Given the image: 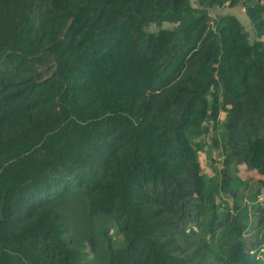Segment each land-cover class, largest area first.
Instances as JSON below:
<instances>
[{
    "label": "trees",
    "instance_id": "16d2710c",
    "mask_svg": "<svg viewBox=\"0 0 264 264\" xmlns=\"http://www.w3.org/2000/svg\"><path fill=\"white\" fill-rule=\"evenodd\" d=\"M263 188L264 0H0V264H264Z\"/></svg>",
    "mask_w": 264,
    "mask_h": 264
},
{
    "label": "rangeland",
    "instance_id": "374dc122",
    "mask_svg": "<svg viewBox=\"0 0 264 264\" xmlns=\"http://www.w3.org/2000/svg\"><path fill=\"white\" fill-rule=\"evenodd\" d=\"M192 6L197 7V4L195 2H192ZM209 16L211 17H216L219 15H224V14H230L232 16H234L235 18H237L240 23H242L243 27L245 28V30L249 33L250 36H252V29L249 25V22L247 20V18L245 17V14L243 12V9L238 5L236 7L233 8H225V9H211L209 12ZM164 28H168L171 29L173 28V25L171 24H164L163 25ZM240 175L241 176H245V172L244 171H240ZM262 195H263V201H264V188L262 189Z\"/></svg>",
    "mask_w": 264,
    "mask_h": 264
}]
</instances>
